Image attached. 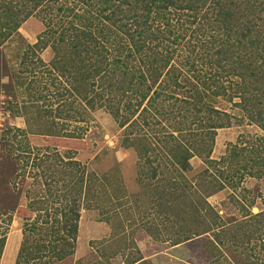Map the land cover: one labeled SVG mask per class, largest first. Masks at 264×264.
<instances>
[{
	"label": "trees",
	"instance_id": "obj_1",
	"mask_svg": "<svg viewBox=\"0 0 264 264\" xmlns=\"http://www.w3.org/2000/svg\"><path fill=\"white\" fill-rule=\"evenodd\" d=\"M51 13L64 22L52 23ZM30 16L44 28L12 58L33 57L34 48L49 43L47 70L63 77L68 96L80 101V121L97 108L111 116L121 128L119 145L134 153L136 184L177 227L170 245L207 234L214 251L220 246L226 252L225 264H264V0H0V79L14 69L1 51ZM22 64L19 74L26 72ZM242 120L263 134H238L217 159L209 158L216 130ZM46 150L16 163L12 178L27 165L34 183L55 179L48 164L42 168ZM191 157L203 165L191 177L196 184L180 170ZM66 159L64 166L77 164ZM109 176L80 163L71 190L76 197L59 195L56 187L32 197L24 190L32 218H22L13 264H54L71 256L79 211L100 189L111 197ZM245 178L261 182V189L243 187ZM221 190L230 192L236 219L225 222L206 202ZM257 203L260 209L252 213ZM4 241L0 232V255Z\"/></svg>",
	"mask_w": 264,
	"mask_h": 264
},
{
	"label": "rangeland",
	"instance_id": "obj_2",
	"mask_svg": "<svg viewBox=\"0 0 264 264\" xmlns=\"http://www.w3.org/2000/svg\"><path fill=\"white\" fill-rule=\"evenodd\" d=\"M51 18V22L57 24L63 20L58 19V16L54 17L53 13ZM43 28L38 17L26 18L17 28V35L1 51V59L10 61L14 69L13 74L0 79V84L5 85L3 93H0V232L4 233V246L6 244V249L4 250V246L2 248L5 254L0 264H13L21 239L22 218H32L23 191L29 190L32 197L34 191L44 193L48 188L52 192L56 187L62 190H58L57 194L69 193L71 196L73 182L80 179V163L84 165L85 171H93L97 176L101 173L110 175L112 195L109 198L100 189L92 200L89 196L86 198L84 207L79 211L74 253L54 264H206L217 253L218 256L212 263L225 264L226 252L220 246L214 251V244L208 242L207 234L170 245L177 237V227L175 223L171 226L170 222L165 221L166 214L158 205L151 204L146 195L142 194L143 188L136 184V159L131 149H124L119 145L121 128L116 126L107 112L99 108L86 111V121H80V101L68 96L63 77L55 72H48L47 62L52 56L49 43L41 50L34 48L33 57L12 58L17 48L25 43L33 44ZM35 58L43 61L44 65L38 64ZM20 61H23V67L26 66L23 74L18 72L23 70L19 67ZM80 126H86L81 138ZM16 127L22 129V135L14 132L13 128ZM35 129L40 130V134L30 133ZM65 132L71 134V137L65 136ZM238 134L263 133L245 120L232 121L228 127L216 130L209 158L217 159L223 153L226 143L233 142ZM45 147L50 156L43 162L42 168L44 164H48L55 179L47 178V185L40 178L35 179L38 182L34 183L28 176L29 169L26 165L23 174L20 169L15 170L14 174H19L17 173V180H14L13 166L17 168L16 163L19 165L25 160L29 161L31 151H47ZM19 155L20 161L14 160ZM58 156L61 158L57 159ZM66 156L77 164L64 166ZM202 167L198 158L191 157L180 170L187 180L196 184L198 179L191 177ZM59 175L62 179H57ZM241 185L254 192L261 189L262 184L245 178ZM233 193L237 195V192ZM114 194L118 196L116 199ZM229 195V191L221 190L205 197L206 202L225 222L238 217L230 204ZM191 197H194L192 192ZM61 201L63 202H59ZM4 206H9V211L2 209ZM259 209L257 203L251 208V212Z\"/></svg>",
	"mask_w": 264,
	"mask_h": 264
},
{
	"label": "crops",
	"instance_id": "obj_3",
	"mask_svg": "<svg viewBox=\"0 0 264 264\" xmlns=\"http://www.w3.org/2000/svg\"><path fill=\"white\" fill-rule=\"evenodd\" d=\"M16 253V252H15ZM3 256H4V251L1 253V255H0V262L3 260ZM14 258H15V256H14ZM13 262H14V259H13Z\"/></svg>",
	"mask_w": 264,
	"mask_h": 264
}]
</instances>
